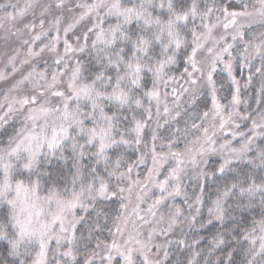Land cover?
Returning a JSON list of instances; mask_svg holds the SVG:
<instances>
[{
  "label": "snow or ice",
  "instance_id": "1",
  "mask_svg": "<svg viewBox=\"0 0 264 264\" xmlns=\"http://www.w3.org/2000/svg\"><path fill=\"white\" fill-rule=\"evenodd\" d=\"M0 264H264V0H0Z\"/></svg>",
  "mask_w": 264,
  "mask_h": 264
}]
</instances>
